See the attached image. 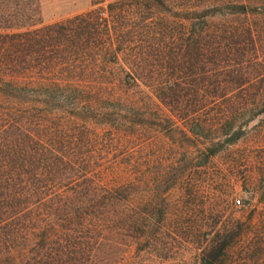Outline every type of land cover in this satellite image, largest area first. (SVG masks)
I'll use <instances>...</instances> for the list:
<instances>
[{"label": "trees", "instance_id": "1", "mask_svg": "<svg viewBox=\"0 0 264 264\" xmlns=\"http://www.w3.org/2000/svg\"><path fill=\"white\" fill-rule=\"evenodd\" d=\"M32 24L0 18V264H169L183 188L219 200L196 264H264V0Z\"/></svg>", "mask_w": 264, "mask_h": 264}, {"label": "rangeland", "instance_id": "2", "mask_svg": "<svg viewBox=\"0 0 264 264\" xmlns=\"http://www.w3.org/2000/svg\"><path fill=\"white\" fill-rule=\"evenodd\" d=\"M109 0H0V18H7L10 22H23V23H33L32 26H37L39 24L50 23L58 20H62L66 17H70L72 15L84 12L91 8H99L103 9L106 6V3ZM35 6L37 7V12H35ZM263 117H259V120ZM253 120L251 123L255 122ZM263 119L261 120V122ZM264 139V136L262 137ZM239 183V180H238ZM237 183V184H238ZM190 183L185 185L190 191H194L193 185H189ZM150 186V184H149ZM162 186H160L161 188ZM150 193L147 194V200L149 201ZM171 199H177L179 204L185 205L186 210L179 217L180 225L183 227H177L176 237L173 239L165 238L164 241L167 243L174 245L176 248L175 253H172L170 257H167V262L169 264H196V255L195 248L199 246L202 242H199L197 235L195 233V228L198 224L213 222V211L219 204V200L217 196L206 194L204 192L201 193H185V189L173 190L170 193ZM233 199H239V203L237 207V211L230 213L229 211H224L221 213V217L218 220L219 222H214L216 225H223L229 222V219L232 215L238 220H243L248 217L250 211L249 207L246 208V201L252 200L248 199L247 193L239 191L234 194ZM242 203V204H241ZM162 205V203H160ZM236 204V200L234 201ZM251 214V213H250ZM149 221H152L153 216L148 212ZM217 220V219H216ZM221 222V223H220ZM172 223H170L171 225ZM168 228L167 221L163 226ZM205 227L204 225L202 228ZM169 229V228H168ZM253 241H255V237L253 234L250 235ZM254 246L251 247L250 251ZM187 248V249H184ZM241 246L234 249L233 253L229 259H231L232 264H252L250 259L247 257L243 258V252L240 249ZM249 251V252H250ZM251 252V254H252ZM129 253L125 259L126 264L129 263ZM256 254H253V258ZM115 259L118 260L117 255ZM252 259V258H251ZM118 264H124L123 262H119Z\"/></svg>", "mask_w": 264, "mask_h": 264}]
</instances>
